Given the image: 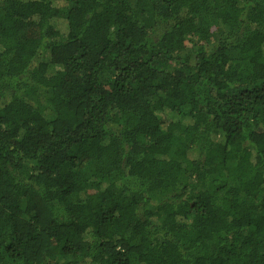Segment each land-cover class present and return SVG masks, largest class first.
<instances>
[{
	"label": "trees",
	"instance_id": "1",
	"mask_svg": "<svg viewBox=\"0 0 264 264\" xmlns=\"http://www.w3.org/2000/svg\"><path fill=\"white\" fill-rule=\"evenodd\" d=\"M0 264H264V0H0Z\"/></svg>",
	"mask_w": 264,
	"mask_h": 264
}]
</instances>
